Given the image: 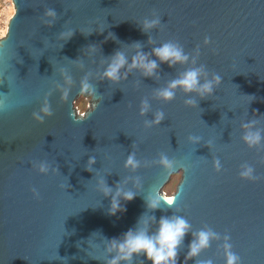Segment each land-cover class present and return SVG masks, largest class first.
<instances>
[{
	"label": "water",
	"instance_id": "obj_1",
	"mask_svg": "<svg viewBox=\"0 0 264 264\" xmlns=\"http://www.w3.org/2000/svg\"><path fill=\"white\" fill-rule=\"evenodd\" d=\"M14 2L0 38L8 40L7 53L0 50V264H106L109 241L137 221L149 220L154 232L152 216L187 221L177 264H185L200 231L216 238L186 264H225L226 237L240 264H264V0ZM49 8L57 12L51 27L43 15ZM156 16L160 24L141 31ZM69 31L71 39L61 38ZM168 42L187 62L169 67L152 55ZM117 51L128 64L118 81L103 79ZM137 52L156 60L152 76L129 69ZM192 68L203 69L201 82L221 77L212 95L201 99L177 88L171 101L158 98ZM85 82L96 96L81 114L75 100ZM44 103L53 115L38 123L32 113ZM143 103L148 110L141 114ZM73 107L84 121H74ZM157 112L164 115L158 125ZM257 132L260 143L249 146L244 136ZM130 154L139 161L135 170L125 167ZM164 157L172 168L161 166ZM42 163L47 172H40ZM247 167L256 179L241 178ZM180 170L176 192L167 195L163 187ZM100 179L110 195L98 189ZM118 188L121 197H135L121 198L124 210L109 215ZM156 195L161 201L152 211L145 200ZM132 264L151 262L139 256Z\"/></svg>",
	"mask_w": 264,
	"mask_h": 264
},
{
	"label": "clouds",
	"instance_id": "obj_2",
	"mask_svg": "<svg viewBox=\"0 0 264 264\" xmlns=\"http://www.w3.org/2000/svg\"><path fill=\"white\" fill-rule=\"evenodd\" d=\"M43 15L48 19L45 21L46 25L51 27L57 18V12L55 9H47L44 11ZM160 24V18L156 16L153 19H145L143 22L141 31L147 32L150 29L156 27ZM6 31V30H5ZM74 32H62L61 38L65 40L71 39ZM91 34V33H90ZM4 35V31H0V37ZM8 41V40H7ZM6 41V42H7ZM0 43V50L7 53L5 44ZM207 42V40H206ZM94 50V48H93ZM152 55L157 57L161 63H167L169 67L175 66L177 63H185L188 57L183 53V50L177 45L168 42L164 43L162 46L153 48ZM128 64L127 58L123 53L117 51L112 57L108 64L106 70L103 73V79H107L116 82L120 79L119 73L122 68ZM129 69L138 68L141 69L145 76L150 77L154 74V70L157 68L156 60H151L148 58L147 53L137 52L132 58V62L128 65ZM203 73L202 68H192L185 70L183 74L173 79L169 82L168 86L164 89H160L157 92L159 99L165 102L171 101L175 97V89L181 88L185 93H197L201 99L212 95L214 92V84L218 85L221 82V77L216 75L212 80H204L201 82V75ZM3 79H0V83H3ZM83 94L91 95V97L96 96V90L91 87L87 82L83 83L82 90ZM80 95V94H78ZM67 94L62 96V100H66ZM187 104L195 106V102L191 99L186 101ZM3 107V106H0ZM148 110L147 103H143L141 107V114H144ZM93 112V111H92ZM87 113V119L91 113ZM53 113L50 111V107L47 103H44L40 109V114L36 112L32 113L33 119L38 123H43L45 116H52ZM72 118L76 122L84 121L85 116L81 117L79 113H75L73 107ZM164 118L162 112H157L155 120L152 123L159 124ZM245 142L249 146H254L259 144L261 141V136L259 132L253 134L248 133L244 136ZM89 168L95 163L94 158H89ZM161 166L170 169L172 168V163L166 158L161 159ZM125 167L135 170L139 167V161L136 160L133 154H130L126 161ZM217 167L219 164L217 162ZM40 172L44 173L48 171L47 164L42 163L40 165ZM242 179L254 180L253 169L247 167L243 172L240 173ZM98 189L104 193L105 196L111 194V189L107 186L106 181L100 179L98 181ZM33 193L36 198L39 197V193L34 188ZM135 197L133 192H124L121 197V191L118 188L116 194L112 196L111 210L109 215H115L117 212H121L124 209L120 204V199L129 202ZM165 203L170 207L174 204V197H163ZM161 198L159 196H153L150 199H146V207L152 211H155L160 205ZM152 223L157 225L154 232H149L147 225L149 220H144V226H140V221H137V226L133 229H129L125 232L122 238H113L109 241L110 247L107 249L110 253V259L106 260V264H132L134 257L143 256L151 264H177L178 253L177 249L181 242L183 241L185 235L189 230V225L187 221L181 217H161L157 222L155 217L149 218ZM216 238L215 234L211 231H200L195 234V239L189 245L188 254L185 256V264L188 260L194 259L202 250L210 247V240ZM228 238H225L224 243V254H225V264H240V257L232 251L231 243L227 242ZM211 264V262H208Z\"/></svg>",
	"mask_w": 264,
	"mask_h": 264
},
{
	"label": "rangeland",
	"instance_id": "obj_3",
	"mask_svg": "<svg viewBox=\"0 0 264 264\" xmlns=\"http://www.w3.org/2000/svg\"><path fill=\"white\" fill-rule=\"evenodd\" d=\"M15 12L16 7L14 0H0V31H4L3 36H6L9 28V20ZM93 103L94 101L91 95L83 94L75 100V107L79 113L84 114L93 106ZM181 179L182 171L175 172L163 187V192L172 196L176 192Z\"/></svg>",
	"mask_w": 264,
	"mask_h": 264
}]
</instances>
